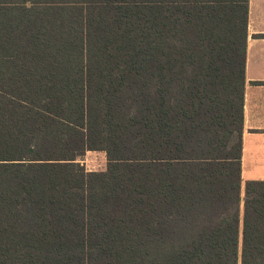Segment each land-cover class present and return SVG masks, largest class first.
Wrapping results in <instances>:
<instances>
[{
	"label": "trees",
	"instance_id": "16d2710c",
	"mask_svg": "<svg viewBox=\"0 0 264 264\" xmlns=\"http://www.w3.org/2000/svg\"><path fill=\"white\" fill-rule=\"evenodd\" d=\"M4 4L0 264H264V181L241 197L247 0Z\"/></svg>",
	"mask_w": 264,
	"mask_h": 264
},
{
	"label": "crops",
	"instance_id": "0c3cea01",
	"mask_svg": "<svg viewBox=\"0 0 264 264\" xmlns=\"http://www.w3.org/2000/svg\"><path fill=\"white\" fill-rule=\"evenodd\" d=\"M241 144L242 194L245 182L264 181V0H247Z\"/></svg>",
	"mask_w": 264,
	"mask_h": 264
},
{
	"label": "rangeland",
	"instance_id": "374dc122",
	"mask_svg": "<svg viewBox=\"0 0 264 264\" xmlns=\"http://www.w3.org/2000/svg\"><path fill=\"white\" fill-rule=\"evenodd\" d=\"M79 163L86 172H100L106 169L107 161L104 152L88 151L81 158ZM242 192V191H241ZM243 193L241 194L242 197Z\"/></svg>",
	"mask_w": 264,
	"mask_h": 264
}]
</instances>
